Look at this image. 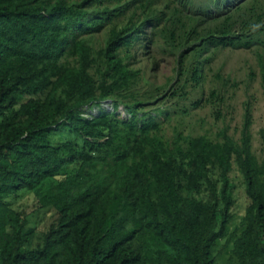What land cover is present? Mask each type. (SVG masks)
Returning <instances> with one entry per match:
<instances>
[{"label":"trees","instance_id":"1","mask_svg":"<svg viewBox=\"0 0 264 264\" xmlns=\"http://www.w3.org/2000/svg\"><path fill=\"white\" fill-rule=\"evenodd\" d=\"M257 42L264 0H0V264H217L236 215L234 163L247 205L228 264H264L251 102L239 138L228 127L216 140L167 136L157 115L169 109H146L166 83L133 64L137 45L148 56L158 45L175 57L174 107L205 101L222 115L221 87L191 97L205 65ZM104 101L114 109L84 114ZM27 189L29 211L11 201Z\"/></svg>","mask_w":264,"mask_h":264},{"label":"rangeland","instance_id":"2","mask_svg":"<svg viewBox=\"0 0 264 264\" xmlns=\"http://www.w3.org/2000/svg\"><path fill=\"white\" fill-rule=\"evenodd\" d=\"M194 1L196 4H201L207 0ZM214 10L219 11L220 9L215 7ZM102 35H104V30L101 32ZM260 52L264 55L263 42H257L249 47L226 46L218 48L214 52L212 60L206 63V77L203 86L197 90V93L193 92L191 97L196 99L203 92L206 96L213 86L221 87L225 92V101L221 102L220 105H215V107L219 108L220 106L222 115H218L214 107L205 101L198 105H193L191 99L182 101L183 106L188 105V112H183L182 109L178 111L174 107L176 101L175 98L171 97L172 85L168 82L169 78L177 73L175 57L173 54L162 50L158 45L151 44L150 56L144 53L141 45H137L134 48L135 62L133 64L143 68L144 72L156 84L166 83V90L160 91L158 98L150 99L151 103L146 105V109L154 111V108L159 104L169 109L171 113L169 118L157 115L163 122L167 136H172L174 128L180 127L185 133L207 134L216 140L221 139L220 129L228 127L229 133L239 138L244 119L245 102L250 101L253 113V150L262 160L264 158V66L260 60ZM68 58L71 60V57ZM165 95L168 99L164 97ZM103 107L109 111L114 109L112 101H104L102 106L84 107L83 112L87 116L98 115ZM62 129L63 133H69L68 129ZM53 139L56 143L62 142L64 135L62 138L60 134H57ZM230 175L234 183L233 192L237 195L236 215L230 222L226 236L221 239L217 246V250L220 251L217 264H228L233 243L232 240L229 241V238H233L241 231L247 205L246 196L243 193L245 188L244 177L235 163ZM52 179L55 180V178ZM11 201L15 207L29 211L34 207L35 192L28 189L20 191L17 196L11 198Z\"/></svg>","mask_w":264,"mask_h":264}]
</instances>
